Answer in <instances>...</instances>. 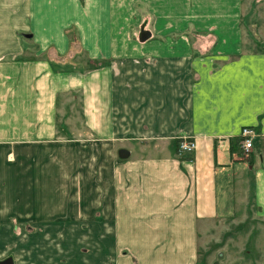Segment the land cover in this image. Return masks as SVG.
I'll list each match as a JSON object with an SVG mask.
<instances>
[{"label": "crops", "instance_id": "crops-1", "mask_svg": "<svg viewBox=\"0 0 264 264\" xmlns=\"http://www.w3.org/2000/svg\"><path fill=\"white\" fill-rule=\"evenodd\" d=\"M69 31L93 71L56 73L45 57L71 50ZM70 91L97 264H242L212 253L245 226L264 240V0H0L5 209L34 208L40 179L61 170L56 105ZM244 128L259 135L250 160ZM183 138L195 152H178ZM221 235L227 248L205 254Z\"/></svg>", "mask_w": 264, "mask_h": 264}, {"label": "rangeland", "instance_id": "rangeland-1", "mask_svg": "<svg viewBox=\"0 0 264 264\" xmlns=\"http://www.w3.org/2000/svg\"><path fill=\"white\" fill-rule=\"evenodd\" d=\"M67 36L71 50L65 56L55 55L52 58L48 53L45 55L53 60V69L64 74L79 73L85 68L93 71L95 66L90 63L83 67L87 56L79 47L78 34L69 31ZM139 38L142 40L141 36ZM56 106L57 141L65 147L64 156L56 151L57 159L63 157L57 169L60 165L62 168L52 172L54 177L40 179L44 183L39 193L34 195L31 205L35 207L22 211L5 209L8 208L9 196L3 193L0 181V264H97L96 226L101 224L100 216L94 210H82L80 205L79 130L84 116L81 114L79 93L59 94ZM252 151L245 153L249 160L254 155ZM87 153H95V148L89 145ZM91 186L94 187V176L89 181V189ZM244 229L246 234L232 241L230 251L220 250L221 254H212L223 263L229 260L230 257H226L228 254L241 257L242 264L264 262L262 235L256 232L254 225ZM216 240L201 243L202 251L207 254L214 245L229 244L222 235Z\"/></svg>", "mask_w": 264, "mask_h": 264}, {"label": "built area", "instance_id": "built-area-1", "mask_svg": "<svg viewBox=\"0 0 264 264\" xmlns=\"http://www.w3.org/2000/svg\"><path fill=\"white\" fill-rule=\"evenodd\" d=\"M259 137L257 131L254 128H244L240 135V145L245 153H249L255 147V140ZM197 148L194 140L186 138L180 139L178 143V152L180 154L188 155L192 154Z\"/></svg>", "mask_w": 264, "mask_h": 264}, {"label": "water", "instance_id": "water-1", "mask_svg": "<svg viewBox=\"0 0 264 264\" xmlns=\"http://www.w3.org/2000/svg\"><path fill=\"white\" fill-rule=\"evenodd\" d=\"M9 264H11V262H9Z\"/></svg>", "mask_w": 264, "mask_h": 264}, {"label": "bare ground", "instance_id": "bare-ground-1", "mask_svg": "<svg viewBox=\"0 0 264 264\" xmlns=\"http://www.w3.org/2000/svg\"><path fill=\"white\" fill-rule=\"evenodd\" d=\"M241 139V138H240ZM179 143V142H178Z\"/></svg>", "mask_w": 264, "mask_h": 264}]
</instances>
